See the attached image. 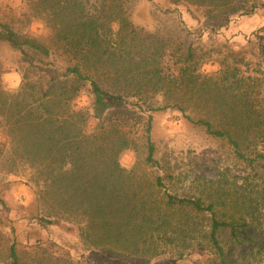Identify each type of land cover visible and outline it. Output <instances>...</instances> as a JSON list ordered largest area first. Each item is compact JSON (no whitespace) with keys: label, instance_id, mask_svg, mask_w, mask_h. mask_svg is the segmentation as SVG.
Wrapping results in <instances>:
<instances>
[{"label":"trees","instance_id":"1","mask_svg":"<svg viewBox=\"0 0 264 264\" xmlns=\"http://www.w3.org/2000/svg\"><path fill=\"white\" fill-rule=\"evenodd\" d=\"M169 1L200 11L192 14L201 26L197 40L264 6L261 0ZM136 5L28 0L20 18L0 23V42L23 64L20 88L8 93L0 63V127L13 163L39 189L40 225H68L111 256L184 261L208 254L210 264H253L264 240L249 196L232 192L224 176L200 181L199 194L180 197L165 189L172 176L148 172L158 167L153 113L170 108L227 142L250 168L264 169V36L253 44V58L230 51L215 59L216 50L135 25ZM34 23L47 33L33 35ZM211 59L218 69L206 74ZM139 133L147 157L129 170L120 156L139 151ZM5 244L0 234V264H24L17 241Z\"/></svg>","mask_w":264,"mask_h":264},{"label":"rangeland","instance_id":"2","mask_svg":"<svg viewBox=\"0 0 264 264\" xmlns=\"http://www.w3.org/2000/svg\"><path fill=\"white\" fill-rule=\"evenodd\" d=\"M27 1L0 0V23L20 18ZM261 1L264 4V0ZM192 14L200 16V11L186 5H173L169 0H137L132 20L150 32L161 30L185 44L194 43L204 50H216L212 53L215 59L224 58L230 51L253 58V44L259 35L264 36V6L252 16L234 18L218 32L205 31L199 40L197 32L201 26ZM30 32L35 36L47 33L39 23L30 26ZM0 63L3 89L8 93L17 91L22 84L21 55L7 43L0 42ZM217 69V63L211 59L205 63L203 71L212 74ZM87 102V96H83L79 103L84 106ZM96 123L90 121L92 129ZM138 135L139 151L129 150L120 156V164L129 170L142 165L147 157L144 134ZM151 140L156 146L158 167L149 169L150 177L172 176L165 181V189L185 197L199 194L200 181L226 176L232 192L239 191L253 201L257 208V224L261 226L258 236L264 240V169L250 168L248 163L236 157L227 142L209 136L175 108L153 113ZM38 192L29 172L19 163H13L0 127V234L4 236L6 248L17 241L24 264H66L68 261L72 264H210L212 260L208 254H192L184 261L172 256L158 261L111 256L79 239L68 225L57 222L48 227L41 226ZM253 264H264V253Z\"/></svg>","mask_w":264,"mask_h":264}]
</instances>
